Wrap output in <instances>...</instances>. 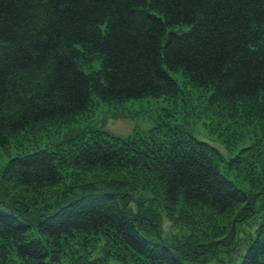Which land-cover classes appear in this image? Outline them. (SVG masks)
<instances>
[{"label": "trees", "instance_id": "trees-1", "mask_svg": "<svg viewBox=\"0 0 264 264\" xmlns=\"http://www.w3.org/2000/svg\"><path fill=\"white\" fill-rule=\"evenodd\" d=\"M85 59L101 68L84 71ZM186 92L201 115L258 131L226 168L174 118L123 139L86 127L56 137L92 96ZM37 128L54 136L47 150L0 174V264H185L235 237L224 264H264V0H0V149ZM139 189L193 235L162 239L161 216L132 206ZM214 219L246 223L243 237H216Z\"/></svg>", "mask_w": 264, "mask_h": 264}, {"label": "rangeland", "instance_id": "rangeland-1", "mask_svg": "<svg viewBox=\"0 0 264 264\" xmlns=\"http://www.w3.org/2000/svg\"><path fill=\"white\" fill-rule=\"evenodd\" d=\"M83 65V69L91 73L99 69L100 60L90 61L89 59H85ZM177 76L179 77L180 75ZM179 80L182 82V79ZM185 88L187 89V86ZM187 93L188 92H186L185 98L181 100L179 97L173 99L165 97H147L137 100V102L129 101L117 104L96 99L87 112L77 117L74 124L68 126L69 128L61 129L59 135L56 137L63 135V133L69 129L81 130L82 127H86L87 135L100 132L123 139L133 136L137 132L145 133L155 126L162 118H174L176 122L189 125L192 133L198 139L212 144L220 154V160H222L220 161V167L222 169L226 168L225 166L229 158L236 155L242 148H250L254 144L259 134L258 131L253 132L247 129V124L242 123L241 119L238 121H235L237 119H234V121H232L233 119H227L226 116H223L226 112L222 110L220 111V117H218L217 111L213 112L211 110H206L208 114H205V112V115H201L202 110L196 111L197 108H203L200 104V99H195L194 96L190 101ZM201 97L202 99L204 98L203 96ZM192 100L195 101L194 104ZM53 139L54 136L51 131L45 132L42 131L41 128L25 131L17 137L12 138L6 148L0 149V174L11 158L31 150H47ZM72 149L73 148H71V150ZM234 177L239 186L244 190H252V187L247 184L245 179ZM151 198L150 193L139 189L134 192L132 206L134 210L139 213L142 211L143 207L145 208L148 204V207L161 216L162 223L160 232L162 239L167 241L168 244H174L175 242L177 243L183 240L185 236L193 235L192 231L188 232L187 229L183 228L185 226L171 220L162 207L151 202ZM2 199L4 200L3 197ZM219 219L222 218L219 217ZM212 221L216 223V229L218 231V234H215L216 237L224 236L227 233H233V236L236 235L237 239L243 237L246 223H236L232 224L230 227L229 222L223 220L224 226L221 227V221L216 219ZM235 242L232 241L227 247L215 251L216 253L206 255L202 262L186 260L185 264H218V259H220L219 262L221 264H224V261L227 260V256L232 253L231 251L233 248L231 245ZM233 251L237 255L236 250L233 249ZM11 256L12 255H10V259ZM111 263L113 264L114 262L111 261Z\"/></svg>", "mask_w": 264, "mask_h": 264}, {"label": "bare ground", "instance_id": "bare-ground-1", "mask_svg": "<svg viewBox=\"0 0 264 264\" xmlns=\"http://www.w3.org/2000/svg\"><path fill=\"white\" fill-rule=\"evenodd\" d=\"M99 68H101V67H99ZM84 70V69H83ZM85 71V70H84ZM98 99V98H97ZM96 100V98H93V96L91 97V102H90V104H89V108H90V106L93 104V102ZM98 100H100V99H98ZM137 100H139V99H130V100H126V101H123V102H129V101H134V102H137ZM101 101H103V102H114V103H117V104H120V103H122V102H115V101H104V100H101ZM89 108H88V110H89ZM87 110V111H88ZM234 175H230V177H229V180H231L235 185H237V186H239V184L237 183V181H236V179H235V177H233ZM248 184V183H247ZM249 185V184H248ZM241 187V186H240ZM242 188V187H241Z\"/></svg>", "mask_w": 264, "mask_h": 264}]
</instances>
